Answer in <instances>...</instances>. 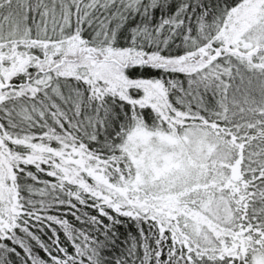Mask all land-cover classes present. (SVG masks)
<instances>
[{
    "label": "snow or ice",
    "instance_id": "obj_1",
    "mask_svg": "<svg viewBox=\"0 0 264 264\" xmlns=\"http://www.w3.org/2000/svg\"><path fill=\"white\" fill-rule=\"evenodd\" d=\"M0 264H264V0H0Z\"/></svg>",
    "mask_w": 264,
    "mask_h": 264
}]
</instances>
